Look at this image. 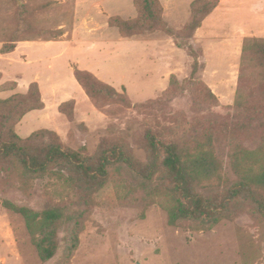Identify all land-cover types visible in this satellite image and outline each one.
Wrapping results in <instances>:
<instances>
[{"label": "rangeland", "instance_id": "374dc122", "mask_svg": "<svg viewBox=\"0 0 264 264\" xmlns=\"http://www.w3.org/2000/svg\"><path fill=\"white\" fill-rule=\"evenodd\" d=\"M133 1L0 0V49L17 41L12 53L0 54V100L37 84L43 108L25 115L16 134L52 131L82 157L115 142L144 164L147 130L188 147L210 138L222 166L213 185L220 194L237 179L228 161L233 148L255 150L264 136V86L252 61L242 71L244 42L264 39V0H217L194 31L195 0H159L163 25L123 37L108 21L134 20ZM74 69L116 95L90 99ZM239 99L260 114L246 119L236 110ZM66 102L72 109L62 113ZM7 167L0 166V264H264V218L245 202L213 226H171L156 196L124 170L86 194L53 177L18 178ZM5 202L63 214L53 258H39L23 217Z\"/></svg>", "mask_w": 264, "mask_h": 264}, {"label": "trees", "instance_id": "16d2710c", "mask_svg": "<svg viewBox=\"0 0 264 264\" xmlns=\"http://www.w3.org/2000/svg\"><path fill=\"white\" fill-rule=\"evenodd\" d=\"M137 16L124 21L110 18V27L118 28L121 36L131 37L138 33L153 31L162 22V7L159 0H134ZM217 0H195L191 4L192 20L190 31L200 27L202 20L217 6ZM3 44L0 54H10L15 43ZM257 69L264 86V39H248L243 46L242 71L249 62ZM74 78L86 95L93 100L100 96L113 97V88L97 81L87 72L74 69ZM16 83H12V90ZM210 96L213 95L210 93ZM73 102L60 106L72 109ZM236 110L246 119L253 120L260 109L248 107L244 100H238ZM43 102L37 84H31L25 94H14L0 100V166L8 165L18 178L42 179L53 177L86 194L101 190L115 169L124 170L136 186L156 196L161 207L167 212L168 223L176 226L182 221H191L213 226L229 218L231 208L239 202L247 203L252 213L264 218V136L255 150H246L236 145L229 155L231 169L237 179L222 193L215 189L214 181L219 178L221 162L211 139L194 141L189 147L181 142L165 141L151 130L144 133L148 159L141 164L119 143H102L95 155L82 157L78 152L63 147L59 137L49 130H38L26 139L20 138L15 126L32 111L41 110ZM70 117V114H67ZM5 206L20 214L31 234L39 258L46 262L57 250V224L63 214L57 209L34 212L29 208ZM78 244V235L71 236L70 254Z\"/></svg>", "mask_w": 264, "mask_h": 264}]
</instances>
